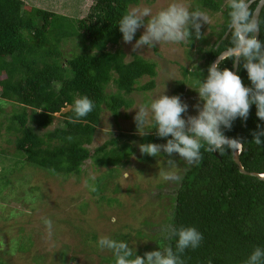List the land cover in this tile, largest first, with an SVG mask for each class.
<instances>
[{"label": "trees", "instance_id": "obj_1", "mask_svg": "<svg viewBox=\"0 0 264 264\" xmlns=\"http://www.w3.org/2000/svg\"><path fill=\"white\" fill-rule=\"evenodd\" d=\"M139 1L93 0L87 14L78 17L72 12L28 5L24 0H0V113L3 103L17 104L7 129L18 133L16 149L24 160L67 177L80 174L88 159L116 166L124 165L135 154V145L119 142L127 136L122 131L93 150L90 145L106 110L118 117L121 108L131 106L126 94L155 86L154 79L137 86L141 77L156 75L155 62L139 54L126 60L118 48L122 39L118 23ZM197 1L205 9L221 11L224 18L217 38L205 51L203 80L208 66L231 46L232 35L229 33L216 48L229 27L230 9L227 4L223 7L222 0ZM256 4L253 2L252 10ZM259 21V40L264 41V7ZM72 37L78 40L81 51L67 56L62 46ZM233 66L234 62L227 60L221 68L233 70ZM236 73L245 86H251L240 64ZM112 83L114 91L109 90ZM185 86V81L179 80L174 95L181 98ZM82 96L92 100L94 108L86 117L75 119L73 103ZM68 105L65 125L40 135L38 130L48 128L55 114ZM257 124L264 128L252 105L246 121L237 118L231 130L223 131L244 142L240 155L244 167L263 172L264 147L251 141ZM149 131L146 136L132 132L128 137H137L140 144L167 142V138L155 135V129ZM201 154L200 162L185 172L175 192L172 228L195 227L203 235L200 246L187 249L181 259L183 264H245L256 247L264 248V179L242 173L233 151L209 152L202 147ZM146 158L151 162L157 157L146 155L143 160ZM112 239L126 242L124 236ZM169 244L175 251L176 237L170 238ZM0 264L10 263L0 259Z\"/></svg>", "mask_w": 264, "mask_h": 264}, {"label": "rangeland", "instance_id": "obj_2", "mask_svg": "<svg viewBox=\"0 0 264 264\" xmlns=\"http://www.w3.org/2000/svg\"><path fill=\"white\" fill-rule=\"evenodd\" d=\"M24 2L61 13L72 12L78 17L86 15L93 4V0ZM173 2L176 0H140L130 9L149 7L154 15ZM179 2L188 6L190 11L200 10L209 17L208 24L201 27L202 39H196L193 34L191 40L182 43L161 42L155 48L145 47L134 53L132 44L145 30L141 27L132 43L126 44L123 39L119 41L118 48L125 53L126 60L139 54L155 62L157 71L154 77L145 75L137 83V86L145 85L154 79L153 88L137 89L125 95L131 100V106L121 108L118 117L109 110L102 114L90 145L93 150L122 131L127 136L119 142L126 140L136 149L124 165L104 166L88 159L80 174L64 177L24 160V155L16 149L18 133L7 129L12 124L10 117L17 104L3 103L0 113V259L5 263L116 264L113 253L98 246L101 237L124 236L139 256L154 250L163 252L170 246L175 192L193 164L189 165L178 155L168 157L163 152L151 162L147 158L143 160L146 155L140 154L139 140L128 137V133L134 132L139 136L133 119L138 108L150 105L164 91L169 97L175 96L173 91L179 80L186 84L181 101L189 105L182 118L197 114L193 106L199 102L196 91L205 68V51L217 38L224 18L221 11L205 9L197 0ZM222 2L225 7L227 0ZM77 43L74 37L64 41L62 47L67 56L75 50L81 51ZM109 86V90L116 89L113 83ZM70 108L68 105L56 113L54 122L48 128L38 130L39 134L64 126V113ZM151 129L149 124L140 131L143 134ZM168 159L174 160L176 165H170ZM159 170L175 171L179 180L163 181L158 175ZM46 220L52 222L51 235Z\"/></svg>", "mask_w": 264, "mask_h": 264}, {"label": "clouds", "instance_id": "obj_3", "mask_svg": "<svg viewBox=\"0 0 264 264\" xmlns=\"http://www.w3.org/2000/svg\"><path fill=\"white\" fill-rule=\"evenodd\" d=\"M253 2L227 0L231 46L208 66L206 78L199 82L196 91L199 102L193 106L196 115L182 118V114L188 112L189 105L183 103L178 95H165V91L154 98L150 105L138 108L133 119L139 135H148L151 131L141 134L140 130L151 124L157 137L167 138L163 144L141 143L139 151L142 156L157 157L163 152L171 157L175 153L192 165L202 159V147L209 152L242 151L244 142L239 138L227 137L223 130H231L237 118L246 121L252 105L256 107V116L264 121V41L255 36L260 31V21L256 11L251 8ZM261 2L264 3V0ZM208 22L209 17L205 12L190 11L188 6L176 0L154 15L149 7H133L122 16L118 26L126 44L132 43L138 29H145L132 44V52L139 53L145 47L155 48L161 42L182 43L191 40L193 34L196 39H202V24ZM227 60L240 64L247 71L251 86H245L241 77L231 69L221 68ZM93 108V101L87 96L76 98L73 103L75 119L86 117ZM251 135L252 142L264 147V140L261 139L264 128L261 125L257 124V130ZM168 163L176 165L172 159H168ZM158 175L163 181L179 180L175 171L159 170ZM45 224L51 235V220H46ZM172 237H176L175 251L168 247L163 252H145L143 257L137 255L127 242L109 237H101L98 246L110 250L116 264H183L182 254L189 248H198L203 240L202 233L195 227L171 228L169 238ZM245 264H264V248L256 247Z\"/></svg>", "mask_w": 264, "mask_h": 264}, {"label": "water", "instance_id": "obj_4", "mask_svg": "<svg viewBox=\"0 0 264 264\" xmlns=\"http://www.w3.org/2000/svg\"><path fill=\"white\" fill-rule=\"evenodd\" d=\"M257 2L256 4V7L254 8V11H256V14L260 20V15H261V12H262V9L264 7V3L261 2V0H254V2ZM230 31H229V27L227 29V31L225 32V34L222 36V38L217 42V45H216V48H218V46L221 44L222 40L226 39L227 36L229 35ZM255 36L257 39L260 38V31H258L257 33H255ZM226 50L222 51L221 53L225 52ZM221 53L219 55H221ZM218 55V56H219ZM217 59V57L213 60V62ZM212 62V63H213ZM238 67H239V64H234L233 66V72L236 73L237 70H238ZM228 137V136H227ZM231 138V137H229ZM241 152L242 151H233V159L234 161L238 164L239 166V169L242 173L244 174H248V175H253V176H256L260 179H264V171L263 172H257V171H249L247 170L244 165L242 164V161L240 159V155H241Z\"/></svg>", "mask_w": 264, "mask_h": 264}]
</instances>
